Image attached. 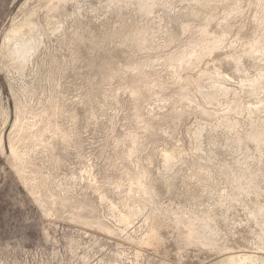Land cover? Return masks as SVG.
Segmentation results:
<instances>
[{
  "label": "rangeland",
  "instance_id": "1",
  "mask_svg": "<svg viewBox=\"0 0 264 264\" xmlns=\"http://www.w3.org/2000/svg\"><path fill=\"white\" fill-rule=\"evenodd\" d=\"M259 83L264 0H0V264H264Z\"/></svg>",
  "mask_w": 264,
  "mask_h": 264
},
{
  "label": "bare ground",
  "instance_id": "2",
  "mask_svg": "<svg viewBox=\"0 0 264 264\" xmlns=\"http://www.w3.org/2000/svg\"><path fill=\"white\" fill-rule=\"evenodd\" d=\"M18 33H19V32L16 30V31H14V33H13L12 35L17 36ZM8 35H9V34H8ZM10 35H11V34H10ZM18 35H19V34H18ZM6 37H7V36H6ZM7 38H8V37H7ZM12 38H13V37H12ZM12 38H11V39H12ZM220 39H221V38H220ZM220 39H219V40H220ZM12 40H13V39H12ZM215 41H217L216 43H218V39H215L214 42H215ZM220 41H222V40H220ZM220 41H219V42H220ZM20 48H21V47H20ZM24 49H26L25 46L22 48V50L24 51ZM29 49H31V48H29ZM28 52H29V51H28ZM18 53H19V52H18ZM17 55H18V54H17ZM232 57H233V56H232ZM232 57H230V58L232 59ZM230 61H231V60H230ZM218 71L220 72V70H218ZM215 72H216V71H215ZM217 73H218V72H217ZM220 73H221L220 75H222V72H220ZM218 74H219V73H218ZM216 75H217V74H216ZM220 75H219V76H220ZM257 84H258V83H257ZM259 84H260V83H259ZM263 84H264V83H263ZM256 87H257V86H256ZM260 87H261V84H260ZM263 87H264V85H263ZM263 87H261V88H263ZM259 89H260V88H259ZM1 139H2V138H1ZM256 139H257V138H256ZM1 142H2V140H1ZM259 142H260V141H259ZM2 143H3V142H2ZM0 144H1V143H0ZM1 145H2V144H1ZM2 148H3V146H2ZM12 154H13V153H12ZM17 156H18V155H17ZM13 157H16V153H14V156H13ZM18 157H19V156H18ZM171 158H172V157H171ZM16 160H17V159H16ZM190 229H191V228H190ZM188 231H189V230H188ZM192 231H193V230H192ZM192 233H193V232H192ZM192 233H191V234H192ZM189 235H190V232H189V234H187L186 236L189 237ZM192 235H193V234H192ZM195 235H196V234H195ZM195 235H193V236H195ZM193 236H192V238H194ZM189 238H190V237H189ZM195 238H196V237H195ZM197 238H198V237H197ZM187 239H188V238H187ZM190 240H192V239L190 238ZM195 240H196V239H195ZM187 242H188V241H187ZM189 243H190V242H189ZM245 257H246V256H245ZM245 257H244V258H245ZM246 258H247V257H246ZM250 258H251V257H250ZM245 261H246V259H243V258H241V259L238 258L237 260H236V258H235V259L233 258V259H230V260L228 261V264H246Z\"/></svg>",
  "mask_w": 264,
  "mask_h": 264
}]
</instances>
